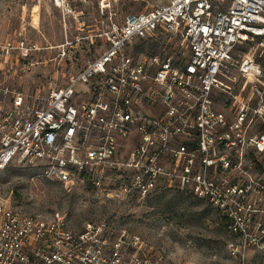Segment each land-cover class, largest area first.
<instances>
[{
    "label": "built area",
    "instance_id": "2783aa9c",
    "mask_svg": "<svg viewBox=\"0 0 264 264\" xmlns=\"http://www.w3.org/2000/svg\"><path fill=\"white\" fill-rule=\"evenodd\" d=\"M69 1L53 3L66 15ZM99 9L108 19L99 33L45 48L65 63L85 41L101 50L76 77L32 93L0 83V169L37 163L40 178L117 201L189 192L224 218L240 264L250 248L264 264V0H171L122 22L110 0ZM158 36L178 38L181 53L141 50ZM42 49L7 38L0 65L17 56L32 67ZM68 221L62 212L21 214L0 198V264H166L109 221L81 231Z\"/></svg>",
    "mask_w": 264,
    "mask_h": 264
},
{
    "label": "rangeland",
    "instance_id": "374dc122",
    "mask_svg": "<svg viewBox=\"0 0 264 264\" xmlns=\"http://www.w3.org/2000/svg\"><path fill=\"white\" fill-rule=\"evenodd\" d=\"M53 2L0 0V42L7 38L14 41L26 38L44 48L33 53L32 67L26 68L24 61L17 56L0 65V83L5 87L32 93L39 84L56 77L61 84H65L99 55L101 50L90 51L87 41L81 45L87 50L80 53L78 60L72 58L67 63L58 57V49H45L57 47L66 36L75 40L99 33L108 20L100 15V0L69 1L71 12L66 15L63 13L66 10L58 8ZM169 2L171 0H145L144 3L110 0L112 8L118 12V22H122L129 13ZM23 24L27 25V33L20 29ZM81 28L84 31L80 32ZM138 40L135 39L134 44ZM164 46L181 53L178 38L170 36L142 41L141 50H158ZM127 51L130 49L127 48ZM84 88L80 84L77 90L82 92ZM10 101V98L3 101V108L10 107ZM261 159L264 170V158ZM39 173L37 163L15 162L0 169V198L25 215L50 216L62 212L75 231L83 230L88 222L109 221L116 230L126 229L130 234L141 236L147 250L164 254L166 264H240V257L233 255L231 248V243L234 241L237 244L238 241L229 234L224 218L210 204L189 192L158 189L142 200L133 196L117 201L82 184L65 189L58 182L40 178ZM262 257L259 250L250 248L245 262L262 264Z\"/></svg>",
    "mask_w": 264,
    "mask_h": 264
},
{
    "label": "bare ground",
    "instance_id": "6f19581e",
    "mask_svg": "<svg viewBox=\"0 0 264 264\" xmlns=\"http://www.w3.org/2000/svg\"><path fill=\"white\" fill-rule=\"evenodd\" d=\"M60 4V3H59Z\"/></svg>",
    "mask_w": 264,
    "mask_h": 264
}]
</instances>
